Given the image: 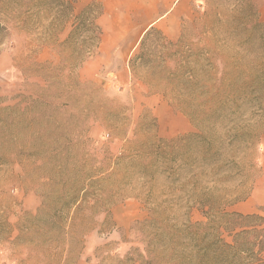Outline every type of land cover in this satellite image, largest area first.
Segmentation results:
<instances>
[{
    "label": "rangeland",
    "instance_id": "1",
    "mask_svg": "<svg viewBox=\"0 0 264 264\" xmlns=\"http://www.w3.org/2000/svg\"><path fill=\"white\" fill-rule=\"evenodd\" d=\"M114 3L0 0V264H264V0Z\"/></svg>",
    "mask_w": 264,
    "mask_h": 264
},
{
    "label": "crops",
    "instance_id": "2",
    "mask_svg": "<svg viewBox=\"0 0 264 264\" xmlns=\"http://www.w3.org/2000/svg\"><path fill=\"white\" fill-rule=\"evenodd\" d=\"M184 2L185 0H115L112 9H107L112 11L115 19L110 23L108 36L100 44L101 55L107 57L103 53L113 52L119 46L123 50L135 47L141 37L156 26L171 37Z\"/></svg>",
    "mask_w": 264,
    "mask_h": 264
},
{
    "label": "trees",
    "instance_id": "3",
    "mask_svg": "<svg viewBox=\"0 0 264 264\" xmlns=\"http://www.w3.org/2000/svg\"><path fill=\"white\" fill-rule=\"evenodd\" d=\"M152 31H153V30L150 29V30H148V31L144 34L143 39H142V41H141V45H143L144 40L146 39V37H148V35H150V33H151ZM233 216L238 217V218H241V216H239V215H233ZM245 218H248V217H245Z\"/></svg>",
    "mask_w": 264,
    "mask_h": 264
}]
</instances>
